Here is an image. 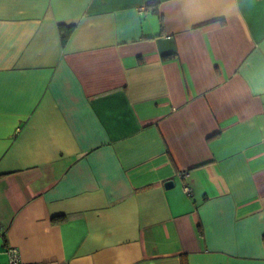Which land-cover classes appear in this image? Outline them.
<instances>
[{"label": "crops", "instance_id": "obj_1", "mask_svg": "<svg viewBox=\"0 0 264 264\" xmlns=\"http://www.w3.org/2000/svg\"><path fill=\"white\" fill-rule=\"evenodd\" d=\"M10 248L264 264V0H0V264Z\"/></svg>", "mask_w": 264, "mask_h": 264}, {"label": "built area", "instance_id": "obj_2", "mask_svg": "<svg viewBox=\"0 0 264 264\" xmlns=\"http://www.w3.org/2000/svg\"><path fill=\"white\" fill-rule=\"evenodd\" d=\"M183 189L185 190L187 194H192V189L189 184L184 183ZM9 252H10V259H9L8 264H19V261H20L19 251L15 248H10Z\"/></svg>", "mask_w": 264, "mask_h": 264}, {"label": "trees", "instance_id": "obj_3", "mask_svg": "<svg viewBox=\"0 0 264 264\" xmlns=\"http://www.w3.org/2000/svg\"><path fill=\"white\" fill-rule=\"evenodd\" d=\"M59 29L61 33V43L62 45H65L72 34L71 32L74 29V24L60 23Z\"/></svg>", "mask_w": 264, "mask_h": 264}, {"label": "water", "instance_id": "obj_4", "mask_svg": "<svg viewBox=\"0 0 264 264\" xmlns=\"http://www.w3.org/2000/svg\"><path fill=\"white\" fill-rule=\"evenodd\" d=\"M165 184L168 188H172L175 185L173 179L166 181Z\"/></svg>", "mask_w": 264, "mask_h": 264}]
</instances>
